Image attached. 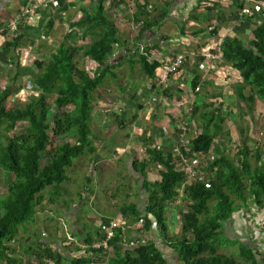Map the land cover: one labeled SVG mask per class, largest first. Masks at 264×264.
<instances>
[{
  "label": "trees",
  "instance_id": "obj_1",
  "mask_svg": "<svg viewBox=\"0 0 264 264\" xmlns=\"http://www.w3.org/2000/svg\"><path fill=\"white\" fill-rule=\"evenodd\" d=\"M105 1L97 0L93 13L83 10L82 18L71 25L82 34L81 39L90 35L92 41L89 44L82 46L60 44L47 60L35 62L36 73L18 68L20 71L13 76L12 83L17 85L21 77H29L31 82L29 87L39 93L37 98L30 99L24 107H7L8 99L17 92V88H13L11 84L4 87L0 93V168L13 177L8 187L7 199L0 202V264L21 263V260L13 258L16 246L12 244L19 228H25L35 221L36 210L44 200L45 190L51 189L53 194L59 193L60 186L69 180L67 170L73 162L93 151L90 123L94 103L99 98L97 93L106 79L117 78L114 71L119 65L112 66L109 59L115 50L126 44L120 39L122 32L111 20L110 9L106 8ZM248 1L253 4H264V0ZM240 2L241 0L234 1L232 8L237 9V12H231L230 18L238 19L243 11L242 6H239ZM120 3L123 2H117V6ZM59 6L61 10L64 9L60 1ZM221 6V0H204V15L211 20V14H217L214 17L218 24H221L224 22L225 13L213 12ZM199 16L192 15L190 19L196 22ZM134 19L135 23L139 21L137 15ZM144 24L148 28L146 21ZM251 29L252 38L248 47L238 37H226L223 38L219 49L223 57L221 63L239 73L242 86L237 92L238 99L253 108L257 100L264 104V21ZM184 30L186 28L182 25L181 36L184 35ZM204 32L205 29H198L192 35L196 37ZM218 34V30L214 28L208 36L217 37ZM20 40L21 38H18L6 43L3 53H0V60H3L2 56L11 58V51L18 47ZM138 40L137 37L136 41ZM139 47L135 44L134 53L125 61L131 71L139 66L141 74L149 82L150 94L158 97L160 93L156 84L161 79L156 72L161 68V64L156 60L150 61V53L158 48L147 46L144 49L145 56L140 54ZM81 60L88 62L89 66H83ZM204 61L203 57L198 58L195 68L201 66ZM90 66L93 67L92 70ZM197 68L190 82L195 95L199 94L203 83L202 75ZM245 88L251 89L250 96L244 95ZM163 93L162 89L161 95ZM165 94L167 95V92ZM49 98H53L52 104L48 103ZM196 110L197 107L193 113ZM218 118L215 121L211 116H204L206 130L190 142V151L186 154L189 159L197 160L198 157L205 159L214 150V141L220 136L224 123V117ZM116 122L123 129L127 127L119 118ZM18 124L26 126L22 127L20 132H16ZM209 127L214 128L213 133ZM65 137L72 139L73 143L59 144ZM46 154L47 163L41 166ZM144 154L147 163L138 162L141 174L145 177L147 165H153L160 169V181L151 183L145 177L143 190L147 193L148 203L144 212H140L135 205L123 206L119 209L123 218L132 224L142 222L143 232H149L155 226L163 243L178 254L183 264H259L256 258L261 255L259 251L252 246L223 237L224 225L232 223L233 217L241 210L250 211L251 207L264 210V160L262 161L259 150L256 149L252 153L248 146L243 145L237 152L235 164L215 149L212 160L205 165L207 178L198 177L189 185L188 176L181 170L180 160L175 155L164 154L160 148L148 145L145 146ZM252 160L255 163L261 162L260 166L253 165ZM183 186L182 194L188 206L186 212L181 214L180 237L172 240L166 226V206L179 199V191ZM124 233L121 228L116 229L113 239L109 241V248L114 249L121 262L166 264L152 243L142 245L123 257L120 245ZM103 238L101 236L100 240ZM222 242L238 245L240 260L221 253L220 248L225 246ZM85 244L91 251H95L91 248L93 245L91 240ZM259 248L262 249L264 246ZM26 251L35 253L29 247ZM41 251L35 256L40 254L43 258L52 259L47 255V250ZM85 263L87 262L81 259L70 262Z\"/></svg>",
  "mask_w": 264,
  "mask_h": 264
},
{
  "label": "crops",
  "instance_id": "obj_2",
  "mask_svg": "<svg viewBox=\"0 0 264 264\" xmlns=\"http://www.w3.org/2000/svg\"><path fill=\"white\" fill-rule=\"evenodd\" d=\"M59 1L63 3V10L60 9ZM96 1L97 0H0V28H6L12 21L13 15L18 10L20 11L27 6H37L33 13V16L30 18H26V21L23 22L19 27V36L12 39L10 37L9 39L8 36L0 37V53H3L6 43L21 38L18 47L11 51V58L9 59L10 62L8 64L9 67L14 66V74L20 71L18 69L19 67L23 70L29 69L33 71L28 66L25 67L24 64L26 62H23L24 59L26 61L27 59L31 60L30 54L27 51L25 53L22 50V54L18 55V52L20 50L16 51L18 50L22 40H24L26 36H30V34L37 35L36 38H38L39 36L37 42L38 45L40 43H46L49 46L54 44V48H49L47 50L49 51L47 59L52 53L55 52V49L60 44H62L59 40L61 29L65 28L64 30L66 31V39H69V34L74 31V37L72 38L74 43L69 44L80 46L79 44L83 43L81 41L82 39L80 38L82 37V34H80L78 30H76V28L72 27L71 25L77 23L82 18L83 10L87 11L90 14L93 13ZM230 1L231 0H221V8H216L213 12H223L226 11L227 8H232L226 4ZM117 2L120 1L115 0L110 7H106L110 9V18L115 24V14L121 13L123 7L129 8L128 11L130 12V14L124 16L125 21L134 23V16H138L139 21L136 22L138 24V27L133 38L129 36V31L127 32V37H125V35L120 37L121 41L126 42V44L127 41H129L133 44V46L136 44L138 46H156L157 48H159L157 44H163L164 41L162 40H166L169 38L170 42L173 44V46H175L176 44H174L173 40L178 41L179 39H181L178 35L180 34V28L182 25L186 28V30H184V35H182L185 36V32L189 29V27L198 29L206 27L207 29H210V22L213 21V14H211V20L210 17H206L204 15V0H128L127 4L123 2L118 6ZM192 15L200 16L198 17L199 19L194 22L190 19ZM126 18H129L130 21L126 20ZM144 21H146V23L148 24V28L145 27ZM215 21L216 23H218L216 19ZM43 26L47 27L45 31H42ZM124 32L126 34L125 30ZM168 33H170L172 36L169 37ZM204 34L205 33L200 35ZM137 37L139 38L138 41H136ZM28 38L29 37H27V39ZM157 41L158 43H156ZM182 43L183 42H180V44ZM126 44L123 47L115 50L112 57L115 58L116 56L122 55L120 54L122 51L127 53L126 55L124 54L125 56H127V58L125 59L127 61L129 59V56L133 54L131 52L134 51L128 49ZM183 44L185 45V43ZM40 47L41 46H38V53L35 52L36 55H33V58L35 60L33 62L34 66L35 62L39 61V53H41V51L39 50L41 49ZM157 51L158 50L155 49L150 53L152 57L157 54ZM112 57H110V59ZM41 60H44V58H42ZM2 64H4V60H0V67L4 68ZM118 65L119 64H114L112 66ZM118 67H116V69ZM116 69L115 71H117ZM156 73L157 76L161 78L160 74L162 73V69H158ZM145 79L147 78L145 77ZM27 82L28 79L23 82V85H25V83ZM18 85L19 84L17 83V86ZM104 88L105 85H103L98 90L97 94L99 98L96 99L97 104L100 100L103 99L101 91ZM120 89L121 87L119 88V90ZM138 89L139 87H133V91L129 92L131 93L130 99L132 101H123V97L120 98L121 105L125 106L126 109H123L121 111L122 113H118L117 116H115L116 114L113 113L112 118L110 117V115L105 117V114L108 111H104V109L94 108L90 123V127L92 130L90 139L92 140L93 151L75 160L72 166L67 170V176L69 180L60 186V188L58 189L59 193L53 194L51 189L45 190V192L43 193L44 200L42 201L41 205L37 207L36 215L41 216L46 220L44 228L49 234V239L43 240L39 238L36 233H29L30 239L28 240V242L30 244L35 243V247H29L30 244L26 245L25 243H22L21 249L24 248L25 250H21V252L23 251L24 254H31L34 258H36L35 260L31 261L32 264H56V261L57 264H70L72 260L79 259L86 261L87 263L85 264H124L117 258L113 248L110 247L109 250L104 253L101 251L93 252L90 248H88V245L85 244V242H88L90 240L91 244H95L100 241V237L102 236V233H100L99 230V224L101 223L99 222L100 220H116V222L117 220L120 221V223L118 224L122 228L123 232H125V236L122 238V244L120 245L123 257H125L127 253L133 252L136 248L142 245L152 243L159 251L162 258L166 261V264H183L180 262L178 254L163 243L162 238L155 226H153L149 232H143L142 224L140 222L132 224L128 219L123 218L119 212V209L122 206L135 205L137 209L143 213L148 203L147 193L143 190V181L145 180V177L146 180L151 183L160 181V169L158 167H154L153 165L148 164L144 172V177L141 174L140 167L138 165V162L147 163L144 157L145 146L150 144V147H156L153 146L154 143L151 146L152 142L155 141L153 137L156 134V128L151 127L149 125L150 123L148 122L145 124L146 126L143 128L142 132L140 129V122L142 119V113L143 115L146 114L145 112L147 110L145 109V107L148 108L149 112L150 101H152L153 98L155 99V101L157 100L156 95L150 94L148 85L143 87L142 89ZM23 91L24 87L23 90L22 88L19 89L20 96H22L21 93ZM161 92L162 89H160L159 96L164 100ZM191 92L193 93L192 89ZM38 96L39 93L33 94L31 95L30 99L37 98ZM29 100H27V103ZM103 102L104 101H101V103ZM190 110L192 111V108ZM109 111L114 112V108ZM117 117L119 118V120L126 123V128L123 129L118 125L119 121L116 122V119H118ZM161 117H163L164 120L166 118H169L165 113H162ZM106 119L114 120V123L117 124L116 127H118L119 129L116 128L111 132H107L104 123V120ZM145 120L148 121L147 118H145ZM113 128H115V125H113ZM141 132L142 134H149V136L146 137V139H144L143 141L139 140L138 137ZM150 137H152V141H150ZM194 137L195 136H191L189 141L191 142ZM134 139L136 140L135 144L138 146V148H143V156L142 154H139L142 153V151H138V149L135 148L134 144L130 143L133 142ZM146 142H148V144H146ZM71 143H73L72 139ZM158 148H160L162 151L164 148L171 150L172 146L170 144H163ZM172 154L175 155L174 153ZM197 160L200 159L197 158ZM113 179L125 181L126 186H124L123 189L120 188L122 183L115 184V180ZM69 185L75 186L74 190H70L72 188H68ZM177 201L171 202L170 204L176 203ZM87 202L88 204H90L92 211L97 215V220L94 222L91 221L90 218L88 219V217H85V203ZM166 207L167 208L165 216L167 218L168 211L170 209H168V205ZM185 210L186 209H184L183 211ZM169 212L172 215L175 211L170 210ZM173 219H175V217H173L172 215L171 220ZM64 220L69 221L68 224L66 223L67 225H69L68 227L70 229V231L68 232H70V234L76 239L77 242L85 247L84 250L78 247L73 249L70 246L66 245L65 241L60 242L58 240V238H60L61 234L63 233L61 231L59 223L61 224V221ZM236 223L238 226V231L232 234L229 240L239 241L243 245L252 246L255 250L260 252L259 254H261L256 257L259 264H264V248H259V243L250 240L249 228L245 226L242 227L241 222L238 223L236 221ZM22 229L27 232V228ZM19 236H21V234H19L18 231V235L15 238H18ZM19 246H21V244H19ZM28 247L35 253L26 251ZM36 249L47 250V255L52 259H47L45 257L43 258L40 254L38 256H35V254H38V250L36 251ZM77 249L81 250L77 252ZM41 250L40 252H42Z\"/></svg>",
  "mask_w": 264,
  "mask_h": 264
},
{
  "label": "rangeland",
  "instance_id": "obj_3",
  "mask_svg": "<svg viewBox=\"0 0 264 264\" xmlns=\"http://www.w3.org/2000/svg\"><path fill=\"white\" fill-rule=\"evenodd\" d=\"M109 1L106 0L105 3ZM235 0H231L230 2L226 3L229 7H233ZM127 4V2H126ZM124 4V5H126ZM243 8V11L240 13V15L237 18H230L231 12H237V9L227 8L226 11H223L225 13L224 15V22L221 24L216 23L215 17L217 14L213 15V21L210 22V29H207L206 27L202 28L205 29V34L194 37L192 34L195 32V30H198V28H192L189 27V29L185 32V36L178 35L181 39L178 41H174L175 46L170 42V38L164 41V43H156L159 48L157 49V54H155L153 57L151 55L150 61H160L162 62V65L170 64L174 62V60L177 57H181V59L184 61V66L180 68V70L176 71V75L170 77L168 80L163 83L164 86L161 87L163 89V97H165L164 101L162 102L161 97L158 95L157 102H155V99L153 98L152 101H150L149 104V112L148 108L145 107L147 110L143 115L142 113V119L140 124L141 131L146 126V123H150L149 125L151 127L156 128V134L154 135V142H152L151 146L161 147L163 144H170L172 146L171 150H168L167 148L163 149L164 154L167 153H174L175 157L181 156V138H180V129L182 127H186L187 131L186 134L188 136H185V138L188 137V139L191 136H197L202 133V131L206 130L207 123L204 122L203 118L204 116H211L215 121L219 119L218 117H224V123L221 127L220 136L216 138L214 141V150H212L211 154L203 159V160H197L192 163H194V167L197 168L199 177L201 179H205V165L212 160L214 156V151L219 150L220 153L226 157H228L231 161H233L236 164L237 159V152L238 150L243 146L246 145L252 150V153L257 149L260 151L262 161L264 160V104L260 102L259 100L256 101L253 108H250L248 105L241 102L237 97L238 89L241 85V79L239 76V73L235 70H232L230 67H227L221 62H217L215 64V70L209 71L208 65L204 62L201 66L197 68V71L202 75L203 83L201 84V91L199 94L195 95L191 92V86L190 82L192 78L194 77V73L196 72L195 66L197 65V59L202 58V56L209 52L211 54H215L217 52V49L219 45L221 44L223 38H231V37H238L243 40L244 45L248 47V44L252 38L251 34V28L260 25L264 21V4H253L250 3L248 0H241L240 5ZM129 8L123 7L121 13L115 14L114 21L116 22V25L119 30L122 32V36L125 35L127 37V32L131 38L136 34L138 24L135 22H127L124 19V16L127 14H130L128 11ZM25 10V7L18 10L12 18V21L16 18V15H20ZM231 10V11H230ZM111 15V12H110ZM243 16V19H242ZM111 17V16H110ZM30 18V16H29ZM131 19V18H130ZM126 20H129V18H126ZM130 21V20H129ZM47 27H42V31H45ZM64 28V27H63ZM217 29L219 34L217 37H211L208 36V33L212 32L213 30ZM65 29V28H64ZM64 29L60 30L59 40L60 43H74L72 38L74 37V31L70 33V38L66 39V31ZM126 31V34L124 32ZM177 32V30H176ZM179 32V31H178ZM42 34V33H41ZM203 34V33H202ZM8 38L10 37V33H7ZM168 36L171 37L172 35L168 33ZM189 36V37H188ZM27 37H29L27 39ZM37 35H31L26 36L24 40L20 43V46L18 48L19 51L18 55L22 54V50L26 53V51L30 54V59H27V61L24 59V66H28L33 70V72H37L35 66H34V56L36 55L35 52L38 53L37 49L38 46H41L39 49L41 53H39V61L44 58L47 59L49 51H47L49 48H54V44L51 46L47 45L46 43H40L37 44L38 38H36ZM81 38V37H80ZM10 39V38H9ZM158 39V37H157ZM169 40V41H167ZM83 43L79 44L80 46L89 44L92 39L89 36L85 37L81 40ZM167 41V42H166ZM180 42L185 43V45ZM129 43V44H128ZM127 48L135 51V48L132 43L127 41ZM44 46V49H43ZM145 48L147 46H144ZM174 47V48H173ZM140 52V47H139ZM134 53V52H131ZM122 55L116 56L115 58L110 59V64L117 65L119 64V67L116 69L115 74L117 75L116 79L108 78L106 79L104 85L105 88L101 91L103 95V99L98 102V104L95 102V107L97 109H104V111H108L105 115V117L109 116L112 118L113 113H115L117 116L118 113H120L123 109H126L125 106L121 105L120 98L123 97V101H129L131 100V91H133V87H139V89H142L143 87L147 86L149 82L143 75H141V71L139 66L137 65L133 71L129 68L127 63L124 61L127 56H125L127 53L122 52ZM125 54V55H124ZM124 58V59H123ZM1 59L4 60V64H2L3 67H0V93L2 92V89L4 86H8V84H12L13 88H17V92L12 95L10 99L7 101V107H23L27 100L30 99L31 95L38 94L36 89H31L29 87L30 85V79L24 77L20 78L18 81V86L14 85L12 83V78L15 75L14 74V66L9 67V59L10 57H4L2 56ZM38 60V59H36ZM83 66H89V63L86 61L81 60L80 61ZM223 62V61H222ZM15 65V64H14ZM91 70L93 67H91ZM182 70V71H181ZM165 73L162 68L161 76ZM157 75V73H156ZM28 79V82L23 85V82H25ZM23 85V86H22ZM24 91L21 93L22 96H20L19 89L22 88ZM121 89L119 90V88ZM138 89V90H139ZM114 90V91H113ZM167 92V95L165 94ZM162 93V92H161ZM244 95L250 96L251 89L245 88ZM52 99H48V103L52 104ZM101 101H104L101 103ZM132 101V100H131ZM132 104V103H131ZM197 107V110L195 113H193L194 109ZM114 108V112H110L109 110ZM192 108V111L190 110ZM130 110V109H129ZM163 111V112H162ZM165 113L169 117L165 120L163 117H161V114ZM163 116V115H162ZM174 116V117H173ZM173 117V119H172ZM145 118L148 119V121L145 120ZM164 120V121H163ZM176 121V123H175ZM166 122V123H165ZM105 127L107 132H111L114 129H119L116 127L117 124L114 123V120H104ZM113 125H115V128H113ZM25 124H18L16 128V132H20L25 127ZM149 129V128H148ZM147 129V130H148ZM212 133L214 132L213 127L208 128ZM143 132V131H142ZM142 132L138 135L139 140L143 141L146 139V137L149 136L148 133ZM1 133V131H0ZM141 135V137H140ZM134 137V135H133ZM158 137V138H157ZM71 143V139L69 137H65L59 141L60 144H66ZM136 140L134 139L133 143L135 148L138 149V151H142L143 156V148H138V146L135 144ZM180 142V143H179ZM162 144V145H161ZM182 144V143H181ZM150 144H148V147ZM163 148V147H162ZM51 149V148H50ZM48 155L46 154L41 162V165L44 166L47 163ZM261 163V162H260ZM260 163H255L254 160H252V164L257 166H260ZM13 180L12 175H9L5 172L4 169L0 168V202L5 201L7 199L8 195V187L11 184V181ZM115 180V184L122 183L120 188H124L126 186L125 181H119L118 179ZM153 180V179H152ZM115 186V185H113ZM75 186L69 185L68 188H72L70 190H74ZM183 188L179 191L180 197L176 203L168 204V209L175 211L173 217L175 219L171 220V214L170 210L168 211V217L166 218V226L168 227V235L172 240H176L180 237L181 231H182V225H181V214L184 212L183 210L187 208L188 202L183 198ZM182 195V196H181ZM59 196V195H57ZM250 205V204H249ZM123 207V206H122ZM252 211L258 212L257 217L252 219ZM186 212V211H185ZM261 210L259 208L255 210L254 208H250L249 210H241V212L238 213V215H235L233 217V222L225 224L224 230H223V237L225 239H229L232 234L236 233L238 231L237 223H242V227L250 228L252 227V223L254 220H258L261 217ZM85 217L90 218L91 221L97 220V215L95 212L92 211L90 204L85 203ZM35 221L31 224H28L25 228H27V232L22 229L23 227H20L19 229V236L18 238H15L12 241L13 246L17 243L16 249L14 252L13 258H17L18 260H21L20 264H32L31 261L35 260L31 254H24V252L21 250H24V248L21 249L22 243H25L26 245H29L30 243L28 240L30 239L29 233H36L39 238L41 239H49V234L47 230L44 228L45 224V218L43 219L41 216L36 215ZM116 221V220H115ZM101 222V220L99 221ZM69 221H61L60 228L63 232L61 234V237L58 238L60 242L65 241L66 245L70 244L69 246L73 249L76 247L85 249L83 245H81L79 242L76 241V239L70 234L69 225L67 224ZM117 223H120L119 220H117ZM142 224V222H140ZM262 223V222H261ZM232 224V225H231ZM255 227V230L260 233V237H257L258 239L254 238L252 233V229L250 231V240L253 242L259 243L260 246H264V236L261 237V235H264V229L261 228V226L253 225ZM125 228V225H124ZM23 232V233H22ZM25 232V233H24ZM44 233V234H42ZM68 237L71 239V241H67ZM223 239V238H222ZM20 241V242H18ZM223 241V240H222ZM224 247L220 248V252L227 254L229 256H232L236 260H240L239 250L238 247L235 246V244H231L230 242L226 244V242H222ZM19 246V248H17ZM29 247H35V243L30 244ZM80 249V250H81ZM38 250V251H37ZM41 249H36L37 252H40ZM77 249V252L80 251Z\"/></svg>",
  "mask_w": 264,
  "mask_h": 264
},
{
  "label": "built area",
  "instance_id": "obj_4",
  "mask_svg": "<svg viewBox=\"0 0 264 264\" xmlns=\"http://www.w3.org/2000/svg\"><path fill=\"white\" fill-rule=\"evenodd\" d=\"M115 0H109L105 3L106 7H110L112 5V3ZM116 1H122V2H128V0H116ZM53 3V1H52ZM32 5V4H31ZM37 6H27L25 7V10L20 14V15H16V18L10 22V24L6 27V28H0V37L3 36H7V33H10V38H14L20 35L19 33V27L21 26V24L23 22L26 21V18H28L29 16L32 17L33 13L35 11ZM220 46V45H219ZM145 47L144 46H140V54L141 55H145V51H144ZM204 58V62L208 65V69L210 71H214L215 70V64L217 62H222L223 61V57H222V53L218 47L217 52L215 54H211L209 52H206L203 56ZM185 63V60L183 61L181 59V57H177L174 62L170 63V64H165L162 62H160L161 64V69L163 68V71H165V73H163V75L161 76V80L158 84H156V88L159 90L161 87L164 86V82L166 81V79L168 80V78L175 73L178 69H180ZM158 96V95H157ZM164 98V97H163ZM165 99V98H164ZM162 102L164 101L161 98ZM186 127H182L180 129V138H181V143H180V148H181V156H179L177 159L180 160V168L181 170H183L187 176H188V182L187 185L195 182V180L199 177V175L197 176V174L199 173L197 168L194 167V162L195 160L189 159L186 154L189 153L190 151V138L188 139L185 138V136H188V134H186ZM198 136V135H197ZM200 160H202L201 157H198ZM186 185V186H187ZM255 210H257L258 208H254ZM261 217L258 220H254L253 223L251 224L252 227V233L251 235H253L254 238L258 239L257 237H260V233H258L255 230V227H253V225H258L261 226L262 229H264V210H261ZM255 211H252V219L257 217L258 212L256 211V213H254ZM262 222V223H261ZM121 228L120 225L116 222V221H101V223L99 224V230L102 233V236L104 237L103 239H101L99 242L95 243L92 245V249L95 251H101V252H106L109 250V241L113 239L114 237V232L116 229ZM122 229V228H121ZM264 235H261V237ZM71 241V239L68 237L67 241ZM68 241V242H69ZM72 242V241H71ZM68 246L70 244H67Z\"/></svg>",
  "mask_w": 264,
  "mask_h": 264
},
{
  "label": "water",
  "instance_id": "obj_5",
  "mask_svg": "<svg viewBox=\"0 0 264 264\" xmlns=\"http://www.w3.org/2000/svg\"><path fill=\"white\" fill-rule=\"evenodd\" d=\"M151 221H154V219L152 217H149Z\"/></svg>",
  "mask_w": 264,
  "mask_h": 264
}]
</instances>
